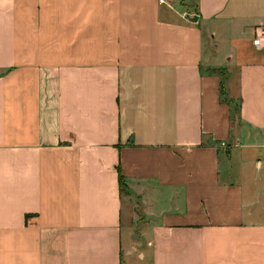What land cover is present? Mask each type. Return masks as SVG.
I'll use <instances>...</instances> for the list:
<instances>
[{"label":"crops","instance_id":"1","mask_svg":"<svg viewBox=\"0 0 264 264\" xmlns=\"http://www.w3.org/2000/svg\"><path fill=\"white\" fill-rule=\"evenodd\" d=\"M164 2L0 0V264H264V0Z\"/></svg>","mask_w":264,"mask_h":264},{"label":"built area","instance_id":"2","mask_svg":"<svg viewBox=\"0 0 264 264\" xmlns=\"http://www.w3.org/2000/svg\"><path fill=\"white\" fill-rule=\"evenodd\" d=\"M159 4H164V0H156ZM252 46L256 49L264 50V31H261L252 39Z\"/></svg>","mask_w":264,"mask_h":264},{"label":"trees","instance_id":"3","mask_svg":"<svg viewBox=\"0 0 264 264\" xmlns=\"http://www.w3.org/2000/svg\"><path fill=\"white\" fill-rule=\"evenodd\" d=\"M219 92L222 94V87L219 88ZM120 181H121V178H120V176H119V177H118V182L120 183Z\"/></svg>","mask_w":264,"mask_h":264},{"label":"water","instance_id":"4","mask_svg":"<svg viewBox=\"0 0 264 264\" xmlns=\"http://www.w3.org/2000/svg\"><path fill=\"white\" fill-rule=\"evenodd\" d=\"M192 20H193V21H196V17H193Z\"/></svg>","mask_w":264,"mask_h":264}]
</instances>
